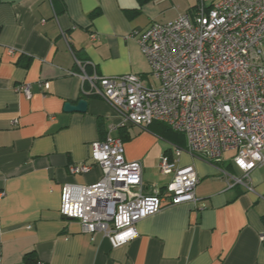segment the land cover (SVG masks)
<instances>
[{"label":"crops","instance_id":"1","mask_svg":"<svg viewBox=\"0 0 264 264\" xmlns=\"http://www.w3.org/2000/svg\"><path fill=\"white\" fill-rule=\"evenodd\" d=\"M218 1L0 0V264H264V164L245 177L233 151L213 162L167 148L178 166L197 171V200L139 221L138 236L121 246L101 232H83L60 212L66 184L102 177L91 145L107 136L123 139L128 161L142 162L147 191L171 181L159 171L164 151L157 135L184 149L186 136L161 122L120 126L114 108L80 75L146 76L150 66L136 32ZM40 80L49 81L47 92ZM25 83L31 96L15 90ZM80 99L86 111L64 110ZM73 164L93 167L72 174Z\"/></svg>","mask_w":264,"mask_h":264},{"label":"built area","instance_id":"2","mask_svg":"<svg viewBox=\"0 0 264 264\" xmlns=\"http://www.w3.org/2000/svg\"><path fill=\"white\" fill-rule=\"evenodd\" d=\"M155 82L127 73L80 77L90 93L107 101L120 116V126L148 127L162 122L187 138L184 151L219 162L227 151L245 177L264 164V0H219L200 5L166 22H153L136 32ZM91 39H97L91 34ZM76 63L81 67L80 61ZM37 86L44 92L49 81ZM32 84L15 90L31 96ZM93 164L102 170L96 183H68L60 212L79 221L82 231L107 236L113 247L138 236L139 221L166 206L196 202L199 175L193 166H178L169 154L161 158L164 187L143 184V164L128 161L121 137L107 136L91 145ZM93 165L73 164L72 174H85ZM237 182L242 179L232 177ZM5 193L0 191V202ZM264 245V232L260 234ZM39 264H46L40 262Z\"/></svg>","mask_w":264,"mask_h":264},{"label":"rangeland","instance_id":"3","mask_svg":"<svg viewBox=\"0 0 264 264\" xmlns=\"http://www.w3.org/2000/svg\"><path fill=\"white\" fill-rule=\"evenodd\" d=\"M144 80L149 83V82H155V78H153L152 74L150 72H148V74H146ZM152 133V132H151ZM153 134V133H152ZM157 135V134H156ZM161 138L162 140V149L164 151L165 154V150H167V148L171 147L173 149V151L175 152V146L177 145V142L175 143L174 141H170L167 140L165 137L161 136V135H157V138ZM180 147V146H179ZM162 154V156L164 155ZM162 156H160V160L158 162L161 161ZM160 171V170H159ZM160 180L159 176H156L155 180H153V182L158 183Z\"/></svg>","mask_w":264,"mask_h":264},{"label":"water","instance_id":"4","mask_svg":"<svg viewBox=\"0 0 264 264\" xmlns=\"http://www.w3.org/2000/svg\"><path fill=\"white\" fill-rule=\"evenodd\" d=\"M88 102L85 99H80L77 104H73L72 102H67L64 106V110L67 112L78 111L84 112L87 109Z\"/></svg>","mask_w":264,"mask_h":264},{"label":"trees","instance_id":"5","mask_svg":"<svg viewBox=\"0 0 264 264\" xmlns=\"http://www.w3.org/2000/svg\"><path fill=\"white\" fill-rule=\"evenodd\" d=\"M162 123V122H161ZM164 124V123H163ZM152 124H150L148 127H146L145 129H148L150 126H151ZM166 125V124H165ZM168 126V125H167ZM169 127V126H168ZM170 128V127H169ZM171 129V128H170ZM174 131V130H173ZM26 260L28 261V262H31V263H33V255L32 254H30V255H27L26 256Z\"/></svg>","mask_w":264,"mask_h":264}]
</instances>
